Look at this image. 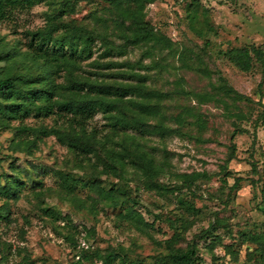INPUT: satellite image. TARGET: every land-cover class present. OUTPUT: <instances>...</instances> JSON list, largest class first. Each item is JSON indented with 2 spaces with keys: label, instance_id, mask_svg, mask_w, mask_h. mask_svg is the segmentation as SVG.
Listing matches in <instances>:
<instances>
[{
  "label": "rangeland",
  "instance_id": "1",
  "mask_svg": "<svg viewBox=\"0 0 264 264\" xmlns=\"http://www.w3.org/2000/svg\"><path fill=\"white\" fill-rule=\"evenodd\" d=\"M65 1L70 4L67 12L63 7L58 13ZM119 19L107 0L46 1L13 11L0 22V79L31 72L21 67V57H4L15 46L26 51L31 33L58 25V36L63 34L60 24L107 33L110 43L97 40L93 56L81 62L77 74L120 85L119 74L126 69L114 64L142 61L147 67L141 72L151 77L149 88L168 95L160 104L169 130L164 138L146 135L139 140L164 165L166 173L159 181L170 193L154 189L130 168L122 176L104 174L106 168L95 154L83 168H75V155L55 136L39 137L31 149L13 145L21 121L65 131L58 115L33 113L2 122L0 182L7 178L21 184L14 196L0 195V264H103L99 256L117 252L132 262L151 263L169 253L167 241L175 240L183 249L199 242V264H264V69L254 59L252 70L241 71L225 55L243 48L264 53V0H159L149 5L145 20L174 45L156 52V62L142 47H124L119 37L127 32ZM108 48L111 54L105 58ZM107 64L113 65L108 69ZM61 76L57 82L62 84L66 80ZM226 88L235 93L227 94ZM181 115L183 123L175 119ZM158 121L149 120L153 125ZM89 129L101 139L110 135L102 113ZM118 141L127 139L121 134L115 136ZM98 153L103 158L105 152ZM69 172L85 181L98 176L101 187L114 189L123 205L115 207L114 197H100L88 188L73 194L61 178ZM184 174L200 176L188 188L179 177ZM128 205L147 226L137 228L120 216ZM48 208L55 213L45 214ZM208 231L216 239L211 233L206 236Z\"/></svg>",
  "mask_w": 264,
  "mask_h": 264
},
{
  "label": "trees",
  "instance_id": "2",
  "mask_svg": "<svg viewBox=\"0 0 264 264\" xmlns=\"http://www.w3.org/2000/svg\"><path fill=\"white\" fill-rule=\"evenodd\" d=\"M46 1L55 0H0V22L8 20L12 12L17 9H31ZM157 1L159 0H107L110 7L114 8L121 17L119 24L123 26L124 32H127L122 34V38L119 37L125 42L124 47H142L147 57H153V62H156L154 59L156 52L174 47L169 38L157 33L155 28L145 20L147 7ZM64 3L57 9L58 13L63 7V13L67 12L66 8L70 6L69 1ZM92 15L95 20L100 19L96 13ZM58 27L54 25L50 30L31 33V41L26 51L21 52L15 46L9 54H4V57L11 59L21 57V67L31 72L27 74L26 71L15 72L13 75L0 79V99L2 100L0 126L2 122L11 119L24 120L33 113H36L37 117L58 115L63 120L65 131L57 126L51 129L35 128L24 125L22 124L24 121H21V126L15 129L13 145L16 149L22 146L31 149L36 145L39 137L55 136L75 155L77 160L75 168H83L89 155L95 154L101 160L104 169L106 168L104 174L111 172L116 176H122L128 173L130 168L139 172L145 180H148V184L153 185L154 189L170 193V190L165 185H160L159 181L160 176L166 173L164 165L157 162L152 154L144 151L139 140L146 135L161 138L167 135L169 129L165 126L164 120L168 118L163 114L160 102L168 95L149 88L147 83L151 77L141 72L142 69L143 71L147 69L142 61L114 64L126 69L119 74V77L123 79V82H119L120 85L80 78L77 72L80 71L81 62L93 56V45L97 40H101L106 45L110 43L108 34L87 30L82 26L60 24L63 34L55 36L54 33L58 31ZM110 54L111 48H108L103 57H110ZM225 55L241 71L252 70L254 59L264 69V53L260 50L232 49ZM111 65L113 64H107L105 67L109 69ZM33 69L36 71L32 72ZM60 75H64L61 77L65 78V83L57 82V77ZM225 92L235 93L227 88ZM182 93L189 94L184 91ZM236 95L242 97L237 93ZM98 113L105 115L110 128V135L102 139L99 138L95 129H89V123ZM184 118L181 115L175 119L183 123ZM151 119H159V121L153 125L149 122ZM121 134L127 141L119 144V141L115 142V136ZM100 150L105 152L103 158L99 157ZM199 176L184 174L179 177H182L187 187L191 188L193 180ZM61 178L64 187L73 190V194L78 192V189L88 188L100 197L103 194L114 197L115 207L123 205L122 202L125 201L116 196L114 189L106 190L101 187L98 176L94 178L95 180L85 181L69 172V174H61ZM18 184L21 183L15 179L5 178L4 184L0 182V195L8 198L14 196L18 190ZM44 213L53 215L55 211L48 208L44 210ZM120 216L137 228L143 229L147 226L143 218L130 205ZM180 219L184 221L183 218ZM210 233L212 234V231H208L205 235L208 236ZM177 235H179L178 232ZM211 237L216 239L217 236L212 234ZM175 243L176 240L167 241L169 253L154 257L151 263L132 262L126 254L120 252L110 253L104 257L99 256V259L103 264H114L118 260L122 264H199V242L192 241L185 249L176 247ZM260 254L264 262V251L260 250ZM84 258L92 260L87 255Z\"/></svg>",
  "mask_w": 264,
  "mask_h": 264
}]
</instances>
